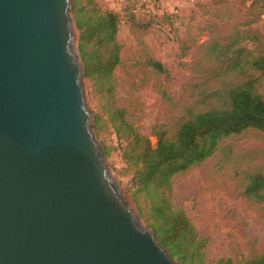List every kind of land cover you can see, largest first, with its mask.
Returning <instances> with one entry per match:
<instances>
[{
	"label": "water",
	"instance_id": "1",
	"mask_svg": "<svg viewBox=\"0 0 264 264\" xmlns=\"http://www.w3.org/2000/svg\"><path fill=\"white\" fill-rule=\"evenodd\" d=\"M71 0H0V264H179L92 129Z\"/></svg>",
	"mask_w": 264,
	"mask_h": 264
},
{
	"label": "rangeland",
	"instance_id": "2",
	"mask_svg": "<svg viewBox=\"0 0 264 264\" xmlns=\"http://www.w3.org/2000/svg\"><path fill=\"white\" fill-rule=\"evenodd\" d=\"M71 4L78 54L74 15L78 8L73 5H87V1L71 0ZM98 7L120 12L114 0L100 1ZM119 16V65L110 74L93 67L85 75L78 54L82 82L92 129L110 174L142 224L153 230L150 201L134 195L136 169L124 159L126 142L116 134L115 113L123 110L134 129L156 146L157 132L172 138L194 114L226 106L229 91L245 81L241 73L254 77L258 73L248 64L231 71L232 60L218 61L219 49L214 46L221 49L240 37L245 46L242 60L264 54V0H156L144 12ZM154 62L162 63L165 71L155 70ZM257 89L264 96V78ZM256 172L264 174V132L251 129L224 139L213 157L172 178L166 195L207 239L205 264L229 258L242 264L264 254V202L245 195L248 177Z\"/></svg>",
	"mask_w": 264,
	"mask_h": 264
},
{
	"label": "trees",
	"instance_id": "3",
	"mask_svg": "<svg viewBox=\"0 0 264 264\" xmlns=\"http://www.w3.org/2000/svg\"><path fill=\"white\" fill-rule=\"evenodd\" d=\"M86 1L87 5H73V9L78 8L74 11L79 30L78 54L86 66L85 75L96 68L102 74H110L120 63L119 15L139 14L146 8L131 5L120 12L115 9L103 12L97 1ZM241 40L240 37L231 39L221 49L215 45L214 50L219 49L217 60L231 59V71L241 70L248 64L258 76L242 72L245 81L229 91L226 106L194 114L172 138L165 132H157L158 142L153 146L150 138L137 132L125 119L123 110L115 113L116 134L126 142L122 144L124 159L129 167L136 169L134 195H144L150 201L153 220L150 226L159 243L180 264H205L207 239L198 234L186 212L175 207L166 195L172 178L213 157L224 139L251 129L264 132V96L257 89L260 79L264 78V54L242 60L245 46ZM234 46L237 48L233 49ZM153 67L159 72L165 71L160 62H154ZM245 195L250 200L264 202V174L256 172L248 177ZM217 264L234 262L229 258ZM242 264H264V254Z\"/></svg>",
	"mask_w": 264,
	"mask_h": 264
},
{
	"label": "built area",
	"instance_id": "4",
	"mask_svg": "<svg viewBox=\"0 0 264 264\" xmlns=\"http://www.w3.org/2000/svg\"><path fill=\"white\" fill-rule=\"evenodd\" d=\"M156 0H114L115 8L122 10L124 7L136 5L137 7H149L153 5Z\"/></svg>",
	"mask_w": 264,
	"mask_h": 264
},
{
	"label": "crops",
	"instance_id": "5",
	"mask_svg": "<svg viewBox=\"0 0 264 264\" xmlns=\"http://www.w3.org/2000/svg\"><path fill=\"white\" fill-rule=\"evenodd\" d=\"M95 1L100 2V1H103V0H95Z\"/></svg>",
	"mask_w": 264,
	"mask_h": 264
}]
</instances>
